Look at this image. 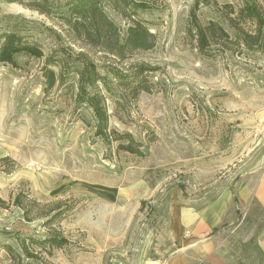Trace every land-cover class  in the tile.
I'll return each instance as SVG.
<instances>
[{"label": "rangeland", "instance_id": "374dc122", "mask_svg": "<svg viewBox=\"0 0 264 264\" xmlns=\"http://www.w3.org/2000/svg\"><path fill=\"white\" fill-rule=\"evenodd\" d=\"M24 1L0 0V54L11 35L40 52L0 59V157L16 162L0 171V264H168L180 210L221 192L232 220L211 264H264V52L242 46L240 28L258 31L238 20L264 0H102L121 41L133 22L155 39L121 58L84 36L69 0ZM92 68L140 72L149 91L85 81L82 103L78 74ZM46 70L63 83L46 91ZM49 234L67 243L44 246Z\"/></svg>", "mask_w": 264, "mask_h": 264}, {"label": "trees", "instance_id": "16d2710c", "mask_svg": "<svg viewBox=\"0 0 264 264\" xmlns=\"http://www.w3.org/2000/svg\"><path fill=\"white\" fill-rule=\"evenodd\" d=\"M23 4L26 3L24 0H12ZM37 5H40L43 9H49V6L52 7L50 0H33ZM102 0H69L68 9L70 13L75 15L76 23L84 27V36L93 43L100 44L109 54L116 55L119 58L123 56L125 51H149L153 49L155 45V39L153 34L149 32V29L139 22H133L131 26L128 27L126 37L124 41H121L119 38V33L117 26L110 22L102 9L100 7ZM137 7L144 6L141 3L136 5ZM50 7V8H51ZM238 20L240 22L247 23L251 22L256 26L258 33L256 35L251 34L248 30L245 31L243 28H240L239 32L242 37V46L246 47L249 50L259 52H264V12L261 11L259 7H256L249 2H246L243 5V8L239 11ZM3 51L0 54V59L13 60L12 53L18 51H27L33 55L39 56L40 52L34 48L24 46L18 42L16 36H9L2 47ZM45 77L47 81L46 91H49L54 88L55 83L59 82L62 84L61 76L56 75L52 70L45 71ZM78 79V98L82 103L92 102L88 97V86L86 82L88 81L90 85L96 86V83H101L104 87V90L110 94L115 95L114 84L118 85L120 91H131L132 97L136 98L140 92H148V87L143 84L142 73L124 75L122 72L116 69L109 70L105 75L97 73L94 68L92 70L85 69L84 72L80 71ZM107 123V122H106ZM106 123L105 121L101 122L100 129L104 132L103 136L106 141L109 138V135L106 133ZM99 125V123H98ZM112 137V136H111ZM113 141L120 142V148H122L127 153H133L141 155L140 146L136 143L130 134H114ZM16 168V162L12 161L8 156L0 157V171L6 174L14 172ZM4 205V201L0 198V206ZM58 209V206L55 208ZM54 211V210H53ZM59 216V215H58ZM56 216V218L58 217ZM66 240L63 237H59L56 234L48 235L43 241V245H48L53 249H61L66 244Z\"/></svg>", "mask_w": 264, "mask_h": 264}, {"label": "crops", "instance_id": "0c3cea01", "mask_svg": "<svg viewBox=\"0 0 264 264\" xmlns=\"http://www.w3.org/2000/svg\"><path fill=\"white\" fill-rule=\"evenodd\" d=\"M233 201L232 195L221 192L203 208L180 210L175 226L179 246L168 264H211L216 230L232 220L228 210ZM260 202L264 207V200Z\"/></svg>", "mask_w": 264, "mask_h": 264}]
</instances>
